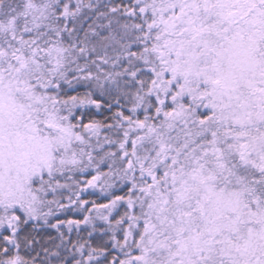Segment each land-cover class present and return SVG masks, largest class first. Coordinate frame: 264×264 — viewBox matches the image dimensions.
Returning a JSON list of instances; mask_svg holds the SVG:
<instances>
[{
	"label": "snow or ice",
	"instance_id": "obj_1",
	"mask_svg": "<svg viewBox=\"0 0 264 264\" xmlns=\"http://www.w3.org/2000/svg\"><path fill=\"white\" fill-rule=\"evenodd\" d=\"M0 264H264V0H0Z\"/></svg>",
	"mask_w": 264,
	"mask_h": 264
}]
</instances>
